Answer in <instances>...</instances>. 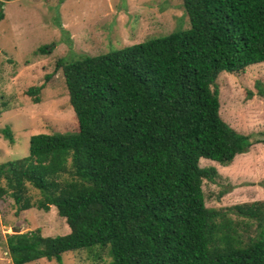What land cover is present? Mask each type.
<instances>
[{"label": "trees", "instance_id": "16d2710c", "mask_svg": "<svg viewBox=\"0 0 264 264\" xmlns=\"http://www.w3.org/2000/svg\"><path fill=\"white\" fill-rule=\"evenodd\" d=\"M180 1L186 29L57 60L76 129L30 135L26 156L0 163V200L18 212L54 206L69 232L8 234L13 264H61L94 247L105 264H264V201L205 207L202 182L219 174L198 164L227 166L264 144V131L244 135L220 118L216 83L264 62V0ZM44 82L25 90L32 103ZM0 134L14 143L9 126Z\"/></svg>", "mask_w": 264, "mask_h": 264}, {"label": "rangeland", "instance_id": "374dc122", "mask_svg": "<svg viewBox=\"0 0 264 264\" xmlns=\"http://www.w3.org/2000/svg\"><path fill=\"white\" fill-rule=\"evenodd\" d=\"M0 129L9 126L14 143L0 134V163L27 155L28 139L37 133L70 132L76 120L59 70L58 59H79L162 37L188 27L180 0H0ZM42 45L48 54L36 52ZM52 74L49 81L44 76ZM39 102L24 95L40 85ZM219 115L241 134L258 136L264 131V62L248 66L238 74L220 73ZM200 167L213 166L219 176L203 180L207 208L264 201V144H254L227 166L199 159ZM225 192L219 197V194ZM32 200L37 192L29 188ZM233 217V216H232ZM39 229L41 236L68 233L63 218L50 206L47 212L35 208L16 211L12 200H0V264H13L7 249V235ZM253 229V227L251 228ZM17 233V234H20ZM105 250L94 247L61 256V264H105ZM24 264H58L39 259Z\"/></svg>", "mask_w": 264, "mask_h": 264}, {"label": "water", "instance_id": "95a60500", "mask_svg": "<svg viewBox=\"0 0 264 264\" xmlns=\"http://www.w3.org/2000/svg\"><path fill=\"white\" fill-rule=\"evenodd\" d=\"M19 231H20L19 229L13 230V232H14L15 234L20 233Z\"/></svg>", "mask_w": 264, "mask_h": 264}]
</instances>
